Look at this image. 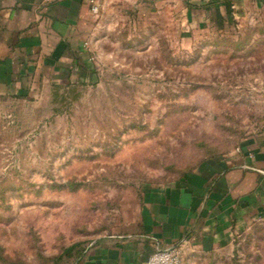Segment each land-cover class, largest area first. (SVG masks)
Here are the masks:
<instances>
[{
  "label": "rangeland",
  "instance_id": "374dc122",
  "mask_svg": "<svg viewBox=\"0 0 264 264\" xmlns=\"http://www.w3.org/2000/svg\"><path fill=\"white\" fill-rule=\"evenodd\" d=\"M142 14L95 17L96 80L0 97V264H84L147 189L264 134V0L191 31ZM183 264H264V211Z\"/></svg>",
  "mask_w": 264,
  "mask_h": 264
},
{
  "label": "crops",
  "instance_id": "0c3cea01",
  "mask_svg": "<svg viewBox=\"0 0 264 264\" xmlns=\"http://www.w3.org/2000/svg\"><path fill=\"white\" fill-rule=\"evenodd\" d=\"M254 1L0 0V97L96 80L95 2L101 17L156 11L191 31L223 25ZM263 211L264 134L177 183L147 189L137 231L101 239L84 264H147L158 250L218 246Z\"/></svg>",
  "mask_w": 264,
  "mask_h": 264
},
{
  "label": "built area",
  "instance_id": "2783aa9c",
  "mask_svg": "<svg viewBox=\"0 0 264 264\" xmlns=\"http://www.w3.org/2000/svg\"><path fill=\"white\" fill-rule=\"evenodd\" d=\"M99 14L100 8L98 3L95 2V5L93 6V15L97 17ZM185 250L186 249L182 247H172L165 250H158L150 256L147 264H183Z\"/></svg>",
  "mask_w": 264,
  "mask_h": 264
},
{
  "label": "trees",
  "instance_id": "16d2710c",
  "mask_svg": "<svg viewBox=\"0 0 264 264\" xmlns=\"http://www.w3.org/2000/svg\"><path fill=\"white\" fill-rule=\"evenodd\" d=\"M209 160H212V159H208V160H206L205 162H207V161H209ZM205 162H204V163H205Z\"/></svg>",
  "mask_w": 264,
  "mask_h": 264
}]
</instances>
